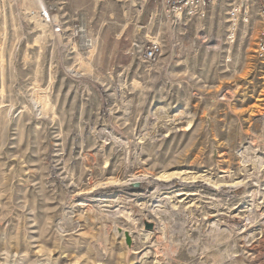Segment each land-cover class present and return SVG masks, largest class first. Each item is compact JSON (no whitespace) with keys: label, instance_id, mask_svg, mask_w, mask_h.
Instances as JSON below:
<instances>
[{"label":"rangeland","instance_id":"1","mask_svg":"<svg viewBox=\"0 0 264 264\" xmlns=\"http://www.w3.org/2000/svg\"><path fill=\"white\" fill-rule=\"evenodd\" d=\"M47 1L94 44L7 20L0 264H264L256 13L230 41L225 0L180 21L151 0Z\"/></svg>","mask_w":264,"mask_h":264},{"label":"built area","instance_id":"2","mask_svg":"<svg viewBox=\"0 0 264 264\" xmlns=\"http://www.w3.org/2000/svg\"><path fill=\"white\" fill-rule=\"evenodd\" d=\"M43 4L44 7L32 6L33 2ZM138 1V0H130ZM147 1V0H141ZM159 4L168 16L174 17L175 21H180L183 14L192 15L198 19L206 16L208 8L218 0H151ZM229 1L230 28L231 35L228 36L230 41L234 39V32L239 23L248 24L251 13L255 12L260 19L262 30L258 36L256 43V56L264 59V0H225ZM47 0H0V68L6 66L5 53L8 51V18L15 12L21 18L28 20H36L46 26L49 36L52 38L53 44L61 46L59 40L69 37L74 40L80 37L81 47L92 48L94 41L84 36L82 28L66 27L58 13H55L53 5H48ZM38 4V5H39ZM32 6V7H30ZM182 14L177 17L176 14ZM134 52H131V55ZM162 55V46L158 42H152L144 50H142V60L144 62H156Z\"/></svg>","mask_w":264,"mask_h":264},{"label":"water","instance_id":"3","mask_svg":"<svg viewBox=\"0 0 264 264\" xmlns=\"http://www.w3.org/2000/svg\"><path fill=\"white\" fill-rule=\"evenodd\" d=\"M146 229H147V230H151V229H153V225L148 223V224L146 225ZM127 243H128V244L130 243V240H129V239H127Z\"/></svg>","mask_w":264,"mask_h":264},{"label":"bare ground","instance_id":"4","mask_svg":"<svg viewBox=\"0 0 264 264\" xmlns=\"http://www.w3.org/2000/svg\"><path fill=\"white\" fill-rule=\"evenodd\" d=\"M182 14L177 13L176 16H181ZM43 25V24H42Z\"/></svg>","mask_w":264,"mask_h":264}]
</instances>
